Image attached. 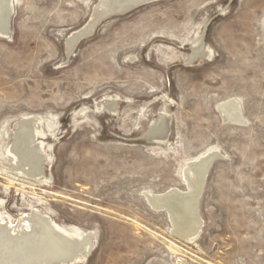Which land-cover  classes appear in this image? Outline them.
<instances>
[{
    "label": "rangeland",
    "instance_id": "1",
    "mask_svg": "<svg viewBox=\"0 0 264 264\" xmlns=\"http://www.w3.org/2000/svg\"><path fill=\"white\" fill-rule=\"evenodd\" d=\"M99 2L14 0L0 37V219L37 208L91 235L78 264H264V0L149 3L102 20L72 52ZM201 38L212 58L192 59ZM230 99L243 124L223 120ZM161 115L168 136L149 140ZM26 116L46 121L49 161L42 182L21 185L9 150ZM211 152L201 230L183 241L145 194L186 191L188 162Z\"/></svg>",
    "mask_w": 264,
    "mask_h": 264
},
{
    "label": "bare ground",
    "instance_id": "2",
    "mask_svg": "<svg viewBox=\"0 0 264 264\" xmlns=\"http://www.w3.org/2000/svg\"><path fill=\"white\" fill-rule=\"evenodd\" d=\"M159 1L164 0H100L92 18L90 16V22L86 26L84 24V28L76 30L69 39V49L74 50L81 37L90 33V30L94 29L102 20L111 16L128 14L146 4ZM13 13L14 0H0V37L8 38L10 36ZM193 50L192 59L212 58V52L204 48L202 38L194 44ZM241 103L237 99H230L219 105L218 110L226 123L234 125L245 122ZM105 105L106 103H103V106ZM162 115L153 123L147 137L149 140L162 141L167 138L168 126L163 122L164 116L162 117ZM43 120L44 118L41 116H26L16 124L14 146L12 149L9 148V153L14 157L13 160L10 159L13 161L12 168L16 172L12 182L16 180L21 185L28 184L30 182L21 180L26 177L29 181L42 182L44 180V167L49 159L43 150L45 145L39 141L40 136L44 135L39 128ZM214 156L216 157L217 153L211 152L200 156L197 160L188 162L184 169L188 188L186 191L174 188L163 194H145L154 210L166 209L169 211L168 217L173 224L174 232L189 242L193 241L201 230L202 218L198 215L197 202L203 191L206 172L210 165L209 160ZM91 237L89 234L78 231H68L54 222L42 210L32 208L30 212L23 213L16 221L9 217L0 219V264L82 263L89 258L93 251Z\"/></svg>",
    "mask_w": 264,
    "mask_h": 264
},
{
    "label": "water",
    "instance_id": "3",
    "mask_svg": "<svg viewBox=\"0 0 264 264\" xmlns=\"http://www.w3.org/2000/svg\"><path fill=\"white\" fill-rule=\"evenodd\" d=\"M214 158H215V156L214 157H211V159L209 160V162H210V165H209V167H208V170H207V172H206V176H207V174H208V172H209V170H210V168H211V165H212V162H213V160H214ZM201 197V196H200ZM200 197H199V200H200ZM199 200H198V202H197V207H198V215H199ZM159 211H164V212H166L168 215H169V211L168 210H159ZM182 240H184L183 238H181Z\"/></svg>",
    "mask_w": 264,
    "mask_h": 264
}]
</instances>
